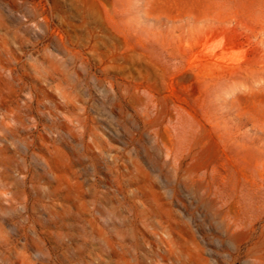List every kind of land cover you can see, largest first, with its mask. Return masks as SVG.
<instances>
[{"label": "rangeland", "instance_id": "rangeland-1", "mask_svg": "<svg viewBox=\"0 0 264 264\" xmlns=\"http://www.w3.org/2000/svg\"><path fill=\"white\" fill-rule=\"evenodd\" d=\"M0 264H264V0H0Z\"/></svg>", "mask_w": 264, "mask_h": 264}]
</instances>
